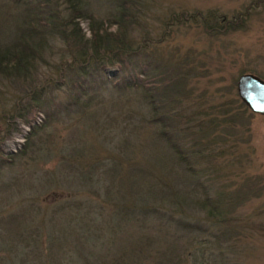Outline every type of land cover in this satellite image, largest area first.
Masks as SVG:
<instances>
[{"label":"rangeland","instance_id":"obj_1","mask_svg":"<svg viewBox=\"0 0 264 264\" xmlns=\"http://www.w3.org/2000/svg\"><path fill=\"white\" fill-rule=\"evenodd\" d=\"M54 1L66 17L64 0ZM138 1L136 24L127 37L132 46L148 43L154 58L162 65L184 62H180L183 74L189 73V76L185 84L187 97L181 101L184 109L180 111L192 110L196 117L199 112L201 117L221 119L229 109L238 119L236 122L233 119V128L227 130L224 126L225 132L216 128L215 134H221L222 139L209 146L214 157L205 162L212 171L211 181L203 179L205 174L199 178V182L204 181V187L221 190L232 197L224 221L231 233L228 237L198 239L186 250L199 248L196 264H264V115L253 113L237 93V80L243 73H252L264 80V2L246 12L256 0ZM8 3L0 0V6ZM117 5L116 0H81V6L98 21H106L104 25L110 31L117 26L113 24L112 13ZM194 13L208 15V24L216 30H205L198 18L182 19ZM237 14H242L239 23L226 29L222 19H234ZM173 17L181 19L172 22ZM89 23L87 18L80 20L86 41L90 40ZM52 42L45 52V60L37 63L35 82L30 84L31 80L23 79L22 83L32 87L37 81L46 82L49 78L56 81V65L62 60H71V56L62 41ZM106 72L112 75L114 68L109 67ZM22 92L11 79L0 75V146L8 157L13 155L10 162L0 158V220L6 222L0 224V264H56L57 248L52 249L50 257L45 246L46 232L40 228L42 222L49 224L50 210L57 209L56 204L66 199L85 198L100 205L89 191L98 186L82 180L88 175L90 165L100 158L105 163L109 160L121 161L124 165L131 160L134 164L147 163L152 174L154 171L159 174L165 158L155 148L165 150L164 142L157 141L155 128L146 121L150 113L141 91L115 93L108 87L101 94L103 100L84 107V116L61 112L47 125L42 123L43 112L35 122L45 127L33 135L29 124L12 118ZM65 94L66 88L60 87L50 90L49 96L61 101ZM116 96L119 103L113 105ZM223 103L230 105L221 106ZM239 104L243 105L239 107ZM12 123L16 129L6 135ZM128 147L133 153L127 151ZM100 168L103 167L100 165ZM132 169L120 167L118 176L121 174L125 182ZM100 170L94 172V177L100 176ZM177 172L175 175L180 173ZM124 185H131L133 192L142 187L138 182ZM99 188L103 190V185ZM153 189L150 184V191ZM28 207L29 213H25ZM54 223L52 220L49 226L53 228ZM26 234L30 239H25ZM123 239L136 238L126 235ZM120 243L119 248L125 255L135 254L130 252L135 247L133 243L122 240ZM185 243L187 239L182 240ZM179 255V260L175 258L172 264H192L187 253ZM151 262L152 259L142 264ZM100 264H110V261Z\"/></svg>","mask_w":264,"mask_h":264},{"label":"trees","instance_id":"obj_2","mask_svg":"<svg viewBox=\"0 0 264 264\" xmlns=\"http://www.w3.org/2000/svg\"><path fill=\"white\" fill-rule=\"evenodd\" d=\"M7 2L10 3L0 6V34L3 36L0 37V75L11 79L23 90L12 118L17 117L29 124L33 135L61 112L84 116V107L103 100L101 94L108 87L115 93L141 91L150 113L146 121L155 128L157 141L164 142L165 150L155 148L165 158L159 174L155 171L152 174L149 164H134L132 160L124 165L115 160L105 163L106 160L100 158L90 165L88 175L82 180L90 186H98L89 191L100 205L85 198L66 199L56 204L57 209L50 210L49 224L42 222L40 226L41 231L46 232L45 246L50 257L52 249L57 248L56 264H100L106 261L110 264H142L150 259L149 264H172L180 253H187L192 264H196L199 248L186 250L189 244L198 239L228 237L231 233L224 221L232 197L221 190L204 187V181L199 182V178L205 174L203 179L211 181L212 171L205 166V162L214 157L209 146L222 139L221 134H215L216 128L220 127L222 131L224 126L227 130L233 128V119L238 120L235 113L230 114L228 109L221 119H217L201 117L199 112L200 118L196 117L192 110L188 113L180 111V108L184 109L181 101L187 97L185 84L189 76V73L183 74L180 63L183 61L162 65L154 58L148 43L132 46L127 37L139 14L138 0H116L118 5L112 12L115 16L113 24L117 25L114 31L104 25L106 21L93 18L81 6V0H64L66 17L54 0ZM260 2L264 0L252 2L246 12ZM241 15L221 22L226 29L232 28L239 23ZM86 18L90 21V40L87 41L80 28V20ZM197 18L205 30H216L208 24L210 17L203 13L188 14L182 19ZM180 19L173 17L172 22ZM56 39L66 45V52L71 56V60H62L56 65V81L49 78L48 82L37 81L39 83L32 87L22 83L23 79L31 80L30 84L35 82L33 74L37 72V63L45 60V52ZM109 67L114 68L112 75L106 72ZM60 87L66 88V94L61 101H56L49 93ZM117 98L113 105H118ZM25 99L27 103H24ZM43 112L42 123L45 125L41 126L35 121ZM15 129L12 123L5 131L6 135ZM1 150L0 146V158L10 162L13 155L8 157ZM127 151L133 153L129 147ZM147 156L145 153L144 158ZM130 159H126V163ZM147 161L150 160H144ZM120 167H133V173L125 182L121 174L118 176ZM176 169L180 172L178 175H175L178 173ZM97 170L101 171L98 172L100 176L94 177ZM137 182L142 187L135 192L131 185H124ZM150 184L154 187L151 191ZM101 185L103 190L99 188ZM244 185L247 186L246 182ZM29 210L30 207L25 213ZM52 220L56 229L54 225L53 228L49 226ZM4 223L0 220L1 225ZM126 235L136 239H123ZM25 239H30V235L26 234ZM183 239H187V243L182 244ZM121 240L135 245L130 250L134 255L121 252Z\"/></svg>","mask_w":264,"mask_h":264},{"label":"water","instance_id":"obj_3","mask_svg":"<svg viewBox=\"0 0 264 264\" xmlns=\"http://www.w3.org/2000/svg\"><path fill=\"white\" fill-rule=\"evenodd\" d=\"M237 93L253 112L264 115V80L252 73H243L237 80Z\"/></svg>","mask_w":264,"mask_h":264}]
</instances>
